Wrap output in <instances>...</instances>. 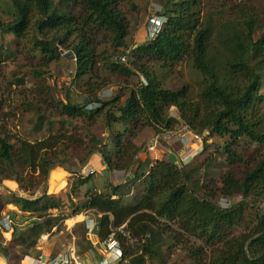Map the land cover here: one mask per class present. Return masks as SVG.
<instances>
[{"label": "trees", "instance_id": "16d2710c", "mask_svg": "<svg viewBox=\"0 0 264 264\" xmlns=\"http://www.w3.org/2000/svg\"><path fill=\"white\" fill-rule=\"evenodd\" d=\"M224 2L234 13V25L246 30L231 38L232 56L219 69L211 64L210 30L200 15L201 0H163L159 31L137 47L128 41L129 11L138 9L133 0H13L9 18L3 21L0 16L1 39L8 35L11 40L6 48L0 47V62L19 57L24 50L40 51L49 65L58 60L59 47L73 51L74 80L87 97L82 95L79 102L67 94L56 102L54 112L36 95L32 100L21 97L15 107L0 96V185L25 183L29 198L13 195L11 201L40 218L32 229L12 232L15 257L8 264H19V258L37 251L41 234L88 209L96 215L97 238L104 241L114 234L120 242L124 264L131 259L140 264H178L171 256L175 245L187 255L188 264H264V153L247 148L249 143L264 146V74L259 72L264 14L254 6L240 9L233 0ZM253 53L256 66L250 64ZM184 60L195 71L193 80L182 81L180 89L169 88L166 81ZM29 67L41 87L44 70L36 63ZM19 74L16 83L31 85L32 80L25 79L29 76ZM113 78L135 80L134 86L122 85L118 94L104 99L99 92ZM17 107L29 114L23 136L9 129ZM172 108L177 117L171 115ZM100 118L106 127L118 125L109 137L99 138L91 130ZM179 124L202 137L199 154L213 147L216 151L199 162V154L187 163L156 159L147 173L83 191L76 202L81 186L94 175L76 173L78 163L100 151L111 173L125 175L145 142L138 141L141 133L150 129L159 135ZM215 136L224 142H215ZM61 163L76 178L60 193L49 194V172ZM215 166L224 169L218 183L205 182ZM128 197L132 199L126 202ZM216 197H231L234 203L225 208ZM51 209L59 212L54 215ZM246 209L254 211L253 219L237 232ZM144 222L164 235V243H171L167 250L145 241L138 228ZM74 234L86 238L83 220ZM3 239L0 230V242Z\"/></svg>", "mask_w": 264, "mask_h": 264}, {"label": "rangeland", "instance_id": "374dc122", "mask_svg": "<svg viewBox=\"0 0 264 264\" xmlns=\"http://www.w3.org/2000/svg\"><path fill=\"white\" fill-rule=\"evenodd\" d=\"M137 6L138 9L136 11L131 10L129 11V17H130V35L128 38L129 43L131 46L136 47L140 43L146 41L148 38L152 37L154 34L153 32L159 29V26L161 24V21L163 19L159 16V10L161 9V3H163V0H133ZM235 1L234 4H237L240 6V9L245 6H254L257 11L264 14V0H233ZM224 3V4H223ZM224 0H201V7L200 15H202V18L207 21L210 34H209V41H210V50H209V56L211 60L212 66H216L219 69L222 68L224 65V61L226 58H230L232 56L231 51V38L237 33L243 35V31L245 32L246 26H243V28H240L237 25H234L233 20L234 13L229 10L228 4H226ZM225 5V9H223V6ZM13 11V0H0V16L3 20V17H6L5 19L9 18L7 15L10 14V12ZM4 21V20H3ZM2 32H0V47L2 49L6 45L5 43L10 42L11 40L8 38V35L4 36V39H1ZM3 44V45H2ZM26 44H29L26 42ZM63 50L62 47H59ZM1 50V49H0ZM64 51H66L64 49ZM35 55V57H33ZM44 55L40 53V51H33L28 53L27 51L23 50V53L19 57L12 58L5 62H0V96L2 95L7 101V104H12L13 107L16 106V104L19 102V99L21 97H29L28 100H32L35 96L37 97V101L43 106H46L44 108H47L50 111L57 112L56 108V102L60 99L65 98L67 94H69L75 101L81 102L82 99H84L83 96L87 95L83 92V89L80 88L77 83L74 80L75 75V59H69L65 55L60 54L57 61L50 63L49 65H46L43 61ZM36 63L38 65L40 70H44V73L42 75V82L41 87H38V82L36 77L29 67L31 64ZM259 62L256 61V53H253L250 59V64L252 66H256ZM260 74H264V59L262 62L260 61ZM176 70L178 73H176L174 76L170 77L166 81V85L169 88L174 89H180L182 85V81L190 82L193 80L195 71L193 70L191 63L187 60H184L183 62L179 63L176 67ZM16 73H20L19 76H29V78H25L26 80H32L31 85L25 86L24 84H18L16 83ZM181 73H183L184 77L181 78ZM135 80L130 81L129 83H125L119 78H113V81L111 84L106 86L103 90L99 92V95L102 96L104 99H108L119 92V87L122 85L129 84L130 86H134ZM32 88V89H31ZM83 95V96H82ZM125 97H122L123 102L127 97V94L124 95ZM28 106V104H26ZM264 107V103H263ZM18 108V107H17ZM17 115L16 117H13L9 122V129L11 132H15L19 136H23L24 130H25V122H27V118L29 117V114L25 112L23 109L20 108L16 109ZM175 110V113H177L176 108H172L171 112ZM179 126V125H178ZM178 126L176 127V131ZM118 125L116 123H113L112 125L106 127L104 119L100 118L92 127L91 130L94 131L99 138H103L104 136L109 137L111 130H117ZM173 131H167L164 133L159 134L162 136L163 134H176L173 133ZM150 135H156L154 132L150 129L145 130L143 133L140 134L138 141L146 140ZM180 135V134H179ZM158 136V135H156ZM181 140L182 142L186 143L187 141H184L186 139H189L190 134L186 133V138H183L182 136ZM225 139L221 140L218 136L214 137V141L217 143H223ZM198 144H201L199 146V150H202V137H199ZM161 143H165V140H160V143L158 145V148H160L162 145ZM197 143L194 144V146ZM197 146V145H196ZM163 147V146H162ZM161 147V148H162ZM247 148L249 150H257L258 153L263 154L264 153V146H259L257 143H249L247 145ZM164 149V148H163ZM198 150V151H199ZM214 151H216V148L213 147L210 150L206 151L205 153L197 154L196 162L203 161L206 156L209 154H213ZM97 153L93 152L89 155V160L85 164H77L78 168V174L82 173L83 175L87 176L92 168L94 171H96L93 175V177L87 181L85 184L81 186V189L78 193V195L74 198L76 202H80L83 198V191L93 189V188H100L103 189L106 184L114 181L115 179L111 177V172L108 170V168L102 163L99 159H94L97 157ZM258 155V154H257ZM217 156H221L220 154H217ZM161 155L159 159H161ZM166 156L163 155L162 158ZM170 157V156H169ZM61 167L60 164L56 165L54 168ZM53 168V169H54ZM224 171L223 168L219 166H215L213 171L210 175H205L204 179L205 182H213L214 184L218 183L220 174ZM203 177V174L201 175ZM112 180H111V178ZM76 178V174L73 172H70L67 170L66 177L64 179V182L58 184V190L51 187V185L48 187V193H60L63 191L64 188H68L69 184ZM112 181V182H113ZM8 181H5L4 184L0 185V193L5 192L4 190H8L4 185H7ZM11 200H13V195H9ZM132 199V197H131ZM4 200V199H2ZM130 201L129 199H126V202ZM6 207V206H5ZM5 209V208H4ZM10 210V211H7ZM8 213H5V215L9 213H19L22 215V217H25L22 219V221H25L29 214H26L25 212L13 210V209H6ZM80 214V213H79ZM20 215V216H21ZM15 216V215H14ZM17 216V215H16ZM254 211L251 209H246L243 214V220L241 221V224L238 226V231L240 232L245 227L249 226L251 223V219H253ZM65 220H63L64 222ZM65 223V222H64ZM1 230V229H0ZM3 231V230H2ZM4 232V231H3ZM5 233V232H4ZM59 234H56L58 236ZM146 242L151 238L150 236H145ZM163 241H166V238L164 239H158L156 242H154V245H159L157 248L158 250H167L171 243H164ZM168 241V240H167ZM164 243V244H163ZM2 243H0V249L2 248ZM172 248V247H171ZM12 250H14V247L12 246ZM177 250H182L180 245H175V247L172 248L171 256L175 261L177 260V257L175 255V252ZM164 263H167L166 261Z\"/></svg>", "mask_w": 264, "mask_h": 264}, {"label": "crops", "instance_id": "0c3cea01", "mask_svg": "<svg viewBox=\"0 0 264 264\" xmlns=\"http://www.w3.org/2000/svg\"><path fill=\"white\" fill-rule=\"evenodd\" d=\"M171 115L176 116V117L178 116V114L175 113V110H173L171 112ZM173 133H176V134H168L167 133L165 135L163 134L162 136L158 135V136H160L161 140H163V139L165 140V143L164 144L161 143V145L163 146V147L161 146L162 148L161 147L158 148V146H157V149L155 151H152L149 148V144H150L151 140L157 138L158 136L150 135L145 140V142L143 143V146L140 150V153L136 157V161L139 162V168L137 171L138 173H147L148 172V170L151 167V165L153 164L154 160L159 159V157L156 156V153H158L162 157L164 155V156H166L165 158L174 159L180 163L181 161L182 162H188V161L192 160L199 152H201L199 150V146L201 144H198L199 139L193 140V138L191 137L190 140H188L186 143H184L181 140V137L179 135L178 130L173 131ZM195 143H197L196 144L197 146L196 145L194 146ZM154 154H155V156H154ZM94 159H99L102 161V158L99 155H97V157H95ZM60 168L62 171H64V173H67V169H65L62 166ZM110 174H111V177H113L115 179L113 181L112 178L110 177L111 180L115 184H119V183L123 182V180L126 176V175L124 176L123 174H121L119 172H114V173H110ZM65 177H66V174L61 180L53 181L52 180V174H51L50 178H49L48 187L51 185V187H53L55 190L56 189L58 190V184L64 182ZM3 187H5L6 189L8 188V190H4L5 192L0 193V222H2V220H4L5 217L10 216L13 219L12 229H13V233L15 235H18V234H20L26 230L32 229L37 223L40 222V218L37 215H30L29 214L25 221L17 220V217H22V215L19 213L13 212V213H9V214L5 215V213H8L7 211H10V210L6 211V209H13V210L15 209L18 212L21 211V209L17 205H15L14 203H12V201H10L11 198L9 197V195H18L21 197H28L29 198V192L27 190L26 184L22 183V182L18 183L15 181H8V184L4 185ZM65 189L66 188H64L63 190H65ZM98 189H100V188H98ZM46 190L48 192L47 188H46ZM43 193L39 194V196L43 195ZM49 194H51V193H49ZM33 198H35V197H33ZM2 199H4V200H2ZM127 199L131 200V197H128ZM50 212L52 214L56 215L59 211L57 209H51ZM26 214H28V213H26ZM93 216H94V218L96 217V215H93ZM23 218H25V217H23ZM64 220H65L64 221L65 223L62 220L60 222L59 226L53 227L52 232L50 233V237L48 239L47 246H46L47 250L45 252L49 257L57 256L60 253H65L70 246H72L73 244H76L77 249L79 251V254H81L83 257L84 264H100L103 260L107 259V257H106L107 250L102 245L99 238H98V241L89 240L88 238L81 239V238H79V236H76L74 234V230H76L77 222H81V220H82L78 214L71 216V217L64 219ZM68 221H70V222H68ZM140 225H144L146 232H151L150 229H153L158 236H162V239L165 238L164 235L158 229L153 227L151 224L146 223V222L141 223L138 226L139 229H140ZM140 231H141V229H140ZM141 233L143 236H153V235L146 234L143 231H141ZM56 234H59V235L56 236ZM0 243H2V246H1L2 248L0 249V264H8V262L13 257H15V254L13 253L14 250H12V232H5L4 233V239ZM42 248H43V246H42ZM4 249H7V251H4ZM36 249H37L36 252L29 255L31 258H37L42 253H44L41 250L38 242H37ZM141 258H142L141 255H139V259H141ZM140 263H141L140 261L133 263V260L131 259L125 264H140ZM110 264H124V262L110 263ZM146 264H150V263H146Z\"/></svg>", "mask_w": 264, "mask_h": 264}, {"label": "built area", "instance_id": "2783aa9c", "mask_svg": "<svg viewBox=\"0 0 264 264\" xmlns=\"http://www.w3.org/2000/svg\"><path fill=\"white\" fill-rule=\"evenodd\" d=\"M162 23L163 21H161L159 29ZM159 29L153 32L154 34L152 35V37L159 31ZM65 52L67 53V51ZM177 130L180 136H182L183 138H186L187 132L190 134L189 139H186L184 141L190 140L191 137L193 138V140L199 139L200 137L194 132H192L191 130L187 129L182 124H179ZM160 140H161L160 136L151 140L149 144V148L152 151H155L157 149V146L160 143ZM156 156L160 157L158 153H156ZM90 169H91L89 170L90 173L96 172L92 168ZM216 200L220 204V206L225 207V208H230L232 204L234 203L231 197H216ZM261 207L264 210V204ZM78 215L85 222L86 238H88L89 240L98 241V238L94 233L95 229L97 228V221H96V218H94L91 210H85ZM12 227H13V219L10 216L5 217L4 220L0 222V229L3 230L4 232H13ZM49 237H50V233L45 232L41 234L38 238L39 246L44 253H42L37 258H31L29 255L21 257L18 260L19 264H84L83 257L81 254H79L76 244H73L72 246H70L65 253H60L57 256L49 257L45 253L47 250L46 246H47ZM101 243L107 250V254H106L107 259L103 260L100 264L123 262V251L121 249L120 242L114 237V234H111L108 239L101 241Z\"/></svg>", "mask_w": 264, "mask_h": 264}, {"label": "bare ground", "instance_id": "6f19581e", "mask_svg": "<svg viewBox=\"0 0 264 264\" xmlns=\"http://www.w3.org/2000/svg\"><path fill=\"white\" fill-rule=\"evenodd\" d=\"M51 174H52V180L55 181V180H61L66 173H64V171H62L60 167H57L52 170ZM22 219L23 217H17V220H22ZM140 229L146 234L153 235L150 236L151 238L150 241L149 240L147 241L148 244H153L158 239H162V236H158L153 229H150L151 232H146L144 225H140ZM4 251H7V249H4ZM175 255L178 259V264H188L189 258L186 257L187 255L184 253L183 250H177L175 252Z\"/></svg>", "mask_w": 264, "mask_h": 264}, {"label": "water", "instance_id": "95a60500", "mask_svg": "<svg viewBox=\"0 0 264 264\" xmlns=\"http://www.w3.org/2000/svg\"><path fill=\"white\" fill-rule=\"evenodd\" d=\"M136 47H137V46H136ZM57 53H58L59 55H60V54H63V55H65V56H66L67 58H69V59H76V55H75V53H74L73 51H68V52L66 53L64 50L58 48ZM95 153H97V154L102 158V163L105 165V162H104V160H103L102 153H101L100 151H95ZM88 160H89V158H87V160H86L84 163L86 164V163L88 162ZM180 163H181V162H180ZM60 165L66 169V166L64 165V163H61ZM105 166L108 167L107 165H105ZM138 168H139V162L135 161V165L131 168V170H130L129 173L127 174L126 181L131 180V178H133V177L135 176V173H137ZM51 172H52V171L49 172L48 179H47V181H46V185H47L46 188H47V189H48V185H49V178H50ZM25 198H27V197H25Z\"/></svg>", "mask_w": 264, "mask_h": 264}, {"label": "clouds", "instance_id": "9594fccd", "mask_svg": "<svg viewBox=\"0 0 264 264\" xmlns=\"http://www.w3.org/2000/svg\"><path fill=\"white\" fill-rule=\"evenodd\" d=\"M161 18H162V17H161ZM67 52H68V51H67ZM190 161H191V160H190ZM52 170H53V169H52ZM52 170H51V171H52ZM128 173H129V172H128ZM128 173H127V174H128ZM127 174H125L126 176L124 175V176H125V178H124L123 182H126V177H127ZM261 206H262V205H261Z\"/></svg>", "mask_w": 264, "mask_h": 264}]
</instances>
